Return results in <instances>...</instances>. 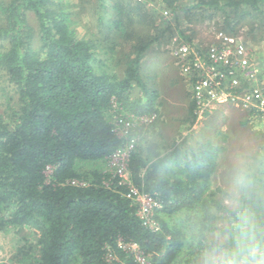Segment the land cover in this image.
Segmentation results:
<instances>
[{"label":"trees","instance_id":"trees-1","mask_svg":"<svg viewBox=\"0 0 264 264\" xmlns=\"http://www.w3.org/2000/svg\"><path fill=\"white\" fill-rule=\"evenodd\" d=\"M158 1L177 22L181 12L193 22L221 11L225 24L218 30L239 35L246 26L264 40V0ZM107 2L115 10L111 29L132 41L124 51L122 40L101 33ZM76 4L73 10L64 0H0V231L18 229L24 259L38 264H137L122 247L128 242L151 254L153 264H191L192 229L217 206L220 186L212 183L225 146L212 137L198 146L188 138L160 143L151 135L157 119L120 135L115 113H158L159 92L145 79L155 75L144 63L165 36L162 14L151 15L143 0ZM87 14L95 29L80 34ZM134 25L156 32L145 36L147 29L136 32ZM195 46L204 52L209 45ZM197 110L193 95L189 127ZM132 139L131 181L160 202L153 215L158 229L144 223L114 172L78 167L109 159Z\"/></svg>","mask_w":264,"mask_h":264},{"label":"rangeland","instance_id":"rangeland-1","mask_svg":"<svg viewBox=\"0 0 264 264\" xmlns=\"http://www.w3.org/2000/svg\"><path fill=\"white\" fill-rule=\"evenodd\" d=\"M77 1L78 0H64L68 9L73 10L78 9V4H76ZM143 1L146 3L145 8H148L151 15L156 12V14H162L161 17L163 18V23L161 24L162 28L160 29L164 31L165 36L158 46L159 51L148 55L144 63V69L149 72L148 75L152 72V75H155L154 78L145 76V79L149 87H154L159 92L158 99L156 100L158 113L136 115L129 111L114 112L112 123L114 124L117 118L123 117L133 121V128H135L142 123H150L157 119L158 125L152 129L154 131L151 132L152 138L160 143L166 144H170L176 139L181 141L183 138H188L187 144L198 146L207 141L210 137L214 138L217 143H221L225 146V150L218 158V171L214 175L212 183V187H218L222 183L223 170L227 158L236 147L242 144H264V115L255 110V112L251 114L249 111L253 109L246 108L241 104L230 102L218 105L213 103L207 106L206 109L201 110L198 107L196 122L192 127H189L190 119L186 122L184 120L190 118L188 111L189 103L194 95L193 86L191 79H189V77L187 78L182 72L178 58L173 54L174 47H176L173 38L179 36L182 41H186L194 47L199 43H202L203 46L213 45L217 42L215 31L225 24V16L221 11L211 10L213 12L211 17H204L199 21L194 20L193 22H189L181 12L177 22L176 14L171 10H163L162 4L158 0ZM109 2H107L109 6L107 21L109 22L107 24H102L103 26L100 28L102 29L101 33L105 35L110 34L109 37L119 41L122 40V44L118 49L124 51L129 48L132 41H130L129 38L125 39L122 37V34H115V29H111V21L115 17V10L111 7ZM89 19V14L83 15L82 24L79 27L80 34H84L88 31L91 32L90 30L95 29L93 26L95 22L93 23L92 20ZM160 20L161 18L159 22ZM93 21H95V18ZM168 26L173 29L172 32H169L170 30H165ZM133 29L140 33L147 29V31L144 32L146 33L145 36L156 32L154 28H151V30L145 27L141 28V25H134ZM96 31H98V28H96ZM257 31L251 32L250 29L244 26L239 35H241L247 45L251 63L257 69L259 74L257 79H259L264 78V40L259 42L253 38V35L258 37L259 34L262 33L260 30ZM181 32H183V34ZM189 40H191V42ZM1 99L3 100V98L0 97V101ZM2 111L3 106L0 103V112ZM136 137L138 138L139 134H136L135 138ZM196 141L200 144H197ZM80 166H84V168L88 169L99 167L105 171L113 172L108 159L105 161L84 162L82 165H78V167ZM17 230L18 229L11 227L9 230L0 231V259L9 264H38L34 259H24V252L20 250H25L22 248L24 239L22 234L18 233ZM29 243H31V241ZM35 256L37 257L38 254Z\"/></svg>","mask_w":264,"mask_h":264},{"label":"built area","instance_id":"built-area-1","mask_svg":"<svg viewBox=\"0 0 264 264\" xmlns=\"http://www.w3.org/2000/svg\"><path fill=\"white\" fill-rule=\"evenodd\" d=\"M215 34L217 42L204 52L182 41L179 36L173 38L176 44L173 54L178 58L182 72L191 81L192 77L196 78L192 86L198 107L202 110L213 103L223 105L231 102L264 115V79H257L259 74L251 63L246 43L241 35H231L218 29ZM249 80L255 85L245 87L243 81ZM114 124V129L122 136L129 135L134 127L133 121L123 117L117 118ZM134 142L135 139H132L108 160L115 175L120 177V183L128 185L127 195L138 203V214L144 223L152 229H158L153 215L155 209L161 206L160 202L155 196L139 190L131 181L128 159ZM72 182L79 183L77 180ZM122 247L132 253L137 264H153L151 254L146 253L136 242L122 243ZM0 264L9 263L0 259Z\"/></svg>","mask_w":264,"mask_h":264},{"label":"clouds","instance_id":"clouds-1","mask_svg":"<svg viewBox=\"0 0 264 264\" xmlns=\"http://www.w3.org/2000/svg\"><path fill=\"white\" fill-rule=\"evenodd\" d=\"M191 235V264H264V144L230 153L217 206Z\"/></svg>","mask_w":264,"mask_h":264}]
</instances>
